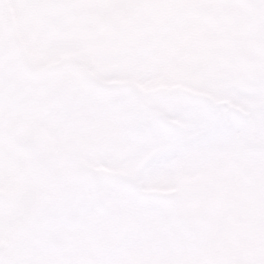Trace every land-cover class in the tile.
<instances>
[{
    "label": "rangeland",
    "instance_id": "374dc122",
    "mask_svg": "<svg viewBox=\"0 0 264 264\" xmlns=\"http://www.w3.org/2000/svg\"><path fill=\"white\" fill-rule=\"evenodd\" d=\"M38 1L39 0H10L14 7L13 9L19 33L20 30L24 29V27L28 24L30 6L38 3ZM76 31L80 35L81 40L84 41L82 45L59 42L54 44V46L63 50L74 51L76 55L75 58H77L76 61L80 62L85 67H87V57L95 63L100 60V64L104 68H108L109 66H106L105 61L107 59H117V61L121 59L123 46L120 32L112 33L111 47L105 51V54L101 59H97V57L92 56L93 53L90 52V46L94 50L98 49L95 36L91 40L84 29L78 28ZM60 32L61 29L56 31L57 34H60ZM205 35L207 34H198V36ZM19 40L23 42L20 38ZM11 61L12 57L3 56L0 60V65L8 64ZM1 69L2 71H8V69L3 65L1 66ZM21 75L25 76V72L23 70L21 71ZM5 78L11 83L7 74L5 75ZM202 85L205 86L206 84L202 83ZM92 92L89 94H92ZM190 95L202 96V94ZM208 95L213 98L215 97L216 100L222 99L223 97L228 98L226 99L228 100L226 101V104L229 106L235 105V102L233 103V98L228 95ZM214 102L216 104L218 103L217 101ZM238 104H241L242 106L248 105L246 102H240ZM19 113L22 115L21 112ZM76 121V126H82V124L90 123L88 116L82 117L78 115L76 117ZM174 123L178 124L179 122L174 121ZM2 133L3 129L0 127V158H9V161L12 162V166L14 167L16 165L14 162L15 157L10 153V148H8V146H6V148H2ZM83 133L86 134V136L89 135L88 131H83ZM67 145L70 146V144ZM120 145L129 148L124 141L121 142ZM59 146L60 144H58V147ZM51 147L55 148L56 145ZM157 150H161V148L156 147L152 149V151ZM210 153L211 150L202 148L194 153L184 156L183 158L174 160L172 162V174L168 171L164 173L165 181L163 183H165V190L177 191L180 188H186L204 191L206 185L217 186L220 179L219 173H221V171L214 168L216 167L214 162H211V164L206 163L209 160ZM147 155L148 154L137 156L132 152H126L123 155H119L117 160H113L112 157L111 159L106 160L103 163H99L98 165L100 168H107L108 163L116 161L111 165V169L115 171V174L120 173V175L124 178V181H132L141 187H146L152 184V180L155 176V174L152 176L141 174V168L144 160L147 158ZM84 160H87V157H84ZM12 179L13 181L16 180L15 177H12ZM158 185L161 186V181H158ZM70 186H73L72 182L70 183ZM243 186L244 184H242V182L237 184L231 183L230 187L222 190L225 197H227V195H231V198L234 199V204L230 207L228 212L225 211L222 215L221 220L225 223L227 229L225 234L221 237L206 236L203 233H199L197 236H178L175 233L173 235L172 222L164 220L160 217L156 204L155 206H149L144 211L131 213L128 210L127 201L122 205H118L114 200L108 199L111 200L110 205L102 206L106 209V211L102 217H99L92 211V209L95 207H101V205H89V202H91L89 201V193L80 197L74 209L62 206L58 211L51 212L48 208H42L40 209V213L36 216H39L43 223H59L65 228L54 226L51 227V230H58L61 233L63 231L67 238L77 236L78 241H73L67 244L65 249L62 251L53 247L51 248L50 244L43 242H34L31 240L17 241L16 245H14V248L12 249V264H60L65 257L69 258V264H92V261L87 258L85 253L91 241H84L82 238H87L89 240L98 239L104 232L102 224L104 222L112 221H116V224L120 222V224L115 226V228H112L109 232L111 233L110 236L112 238L110 253L118 251V253L121 252L126 254L129 251H136L138 243H145L144 237H142L143 226H147L149 222L155 227V230L151 232L157 233L158 239L160 241H164V244L162 245L164 246L165 251L156 255L159 257V260L156 256H153L152 253L149 252V248L146 246L147 249L144 252L132 254V256L136 259V264H223V261L219 258L226 255L232 256L234 254L240 256H235L236 259L232 261V264H260V261L264 260V243L256 247L257 240L255 236L259 231L260 225L264 230V219L256 221L252 214H246V211L249 209L251 204L244 203L241 195H239L242 192L240 188ZM11 191V181H8V178L3 180L0 178V192L7 194V192ZM263 192L264 189L254 190V200H259ZM105 194H108L109 197H116V188L111 186L101 188L99 192L93 194V196H95L96 200H98L99 197ZM125 196L127 197L126 193ZM63 197L65 200L70 199L69 194H63ZM190 197L197 198V196L195 197L191 194ZM11 206L17 210H25L27 207L26 204H21L17 200L12 201V199H10L6 203L0 201V215L2 212L9 214ZM71 211L74 212L72 213ZM166 211L167 212L164 211L165 214L170 213V211ZM185 216L188 220V226L192 232L195 228H197V226H195L196 223L190 222L192 217L188 213H186ZM14 219L16 218L14 217ZM12 223L18 222L16 220H12ZM201 223L202 221L200 220V224ZM32 226V224H29L22 231L26 234H30L32 232ZM179 231L183 232L181 227L179 228ZM56 244L62 245L61 242H56ZM215 254L219 255L216 256ZM119 255L121 254L119 253ZM80 261L83 263H78ZM174 261H176V263H174Z\"/></svg>",
    "mask_w": 264,
    "mask_h": 264
},
{
    "label": "snow or ice",
    "instance_id": "6c2138e0",
    "mask_svg": "<svg viewBox=\"0 0 264 264\" xmlns=\"http://www.w3.org/2000/svg\"><path fill=\"white\" fill-rule=\"evenodd\" d=\"M55 7H75L74 4L46 5ZM158 8H187L188 5L179 0L150 5ZM175 20L160 25L153 31V36L161 40L166 39L175 26ZM214 94L228 95L233 102H246L249 105L247 130L256 129L264 138V73L256 76L247 85H241L223 78H212L208 81ZM168 104L176 107L182 114L179 125L166 122L158 117L143 115L135 119L122 133L124 142L130 151L137 156L148 154L141 168L142 175H151L164 165L171 164L177 151L183 146L189 137L193 126L207 132L219 129L222 135L214 142L203 146L211 150L222 144L237 141L241 136L233 134L232 129L240 112L227 105H218L213 99L192 95H181ZM163 146L161 150L152 151L157 146ZM128 210L136 213L146 210L149 206H155V198L146 197L138 191L136 186H127ZM0 264H9L6 255L0 256Z\"/></svg>",
    "mask_w": 264,
    "mask_h": 264
},
{
    "label": "clouds",
    "instance_id": "9594fccd",
    "mask_svg": "<svg viewBox=\"0 0 264 264\" xmlns=\"http://www.w3.org/2000/svg\"><path fill=\"white\" fill-rule=\"evenodd\" d=\"M20 59L21 63L23 64L22 54L20 55ZM25 70L31 71L27 68V66H25ZM59 70L60 69H56L55 71ZM185 94L190 95L183 90L166 91L158 94L153 99L152 110L148 113H145L144 115L155 116L169 123H173L174 121L179 122L178 124L173 123L179 125L183 119L182 114L176 107L168 104L167 102ZM0 96L6 99V84L0 85ZM198 97H206L212 99L211 96ZM248 119H250L249 113L245 115L244 113L240 112V115L238 116L236 123L232 129L234 135L243 136L248 132L246 128ZM221 135L222 132L219 129H213L205 132L199 127L193 126L189 133L187 142L179 148V150L177 151V155L173 157V160H178L186 155H189L202 149L204 145L216 141ZM158 171H168L170 173L171 164L160 167ZM122 183L126 184L127 186H135L134 182L128 180L122 181ZM92 211L97 216L102 217L106 209L101 206L93 208ZM219 259L223 261V264H232V261L235 260L236 257L226 255ZM60 264H69V258L65 257L64 260L60 262ZM92 264H121V257L118 251L114 253L94 254L92 256Z\"/></svg>",
    "mask_w": 264,
    "mask_h": 264
}]
</instances>
